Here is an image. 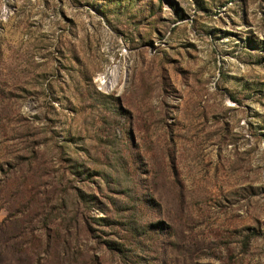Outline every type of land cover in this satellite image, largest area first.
Returning <instances> with one entry per match:
<instances>
[{
  "label": "rangeland",
  "instance_id": "rangeland-1",
  "mask_svg": "<svg viewBox=\"0 0 264 264\" xmlns=\"http://www.w3.org/2000/svg\"><path fill=\"white\" fill-rule=\"evenodd\" d=\"M0 264H264V0H0Z\"/></svg>",
  "mask_w": 264,
  "mask_h": 264
}]
</instances>
